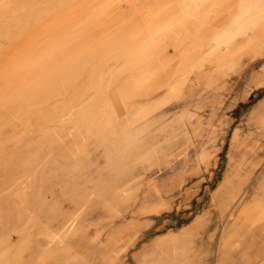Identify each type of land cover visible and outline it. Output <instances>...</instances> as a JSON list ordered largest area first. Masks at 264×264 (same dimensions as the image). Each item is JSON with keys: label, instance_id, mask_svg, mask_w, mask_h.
<instances>
[{"label": "rangeland", "instance_id": "1", "mask_svg": "<svg viewBox=\"0 0 264 264\" xmlns=\"http://www.w3.org/2000/svg\"><path fill=\"white\" fill-rule=\"evenodd\" d=\"M122 1L0 12V264H264V25L218 55L235 0Z\"/></svg>", "mask_w": 264, "mask_h": 264}, {"label": "bare ground", "instance_id": "2", "mask_svg": "<svg viewBox=\"0 0 264 264\" xmlns=\"http://www.w3.org/2000/svg\"><path fill=\"white\" fill-rule=\"evenodd\" d=\"M219 1L220 0H195L194 4L191 6L192 9L189 10L186 8L185 15L182 18L175 20L171 24L169 29L165 32V35L170 36V35H173L174 32H176V31H178V32L181 31L180 34H178V35L185 36L184 32L187 29L189 30V27H191V29H193V30H195L196 28L198 30L200 28L205 27L206 26L205 24L207 23V19L211 16V12L214 11V9H215V7ZM110 2H112V1H110ZM14 3H15V0H0V12L10 8V6L13 5ZM114 3L115 2H113V4ZM107 4H109V3H107ZM128 6H130V7H128ZM134 6H135V2L133 0H123L116 7L112 6L113 12H111L112 13L111 22L114 20H118L117 22L122 21L124 25H129L131 22V19H133L134 15H135L133 13ZM107 7L111 8L109 6H107ZM182 10H184V9H182ZM121 15H123V16H121ZM136 17H138V16H136ZM108 19H110V18H108ZM109 22H110V20L108 21V23ZM134 23H132V24H134ZM132 24H130V25H132ZM262 25H264V0H235L232 9L228 13V15H227V17L223 23L222 29L219 31V33L217 35V36H219L220 40L216 46V49H214V53H216L218 55L221 54L222 52L224 53L226 50L229 49L230 45L235 40L243 38V37H247V36L255 33L258 29H260V27ZM132 26H131V29H132ZM137 26H139V25H137ZM127 27L128 26H126V29H127ZM137 29L139 30L140 28H137ZM133 30H129V33H130V31L133 32ZM129 33H128V35H130ZM135 33L137 34L138 32L136 31ZM139 33H140V31H139ZM132 34H134V33H132ZM144 41H146V40H144ZM147 43H148V41H147ZM148 46L149 45H147V47ZM185 62H187V61H185ZM190 66H193V65H190ZM175 72H176V69L168 72V76L164 80V83L173 92L179 91L190 80L193 81L194 79H196L197 77H199L201 75L200 72L196 71V72L190 73V75H188L187 77H183V78H180V80H178L177 75L175 76Z\"/></svg>", "mask_w": 264, "mask_h": 264}]
</instances>
